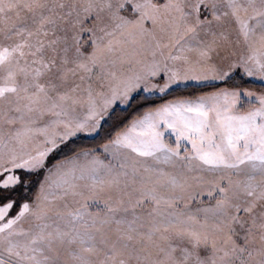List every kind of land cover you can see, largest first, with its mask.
Listing matches in <instances>:
<instances>
[{
    "label": "snow or ice",
    "instance_id": "obj_1",
    "mask_svg": "<svg viewBox=\"0 0 264 264\" xmlns=\"http://www.w3.org/2000/svg\"><path fill=\"white\" fill-rule=\"evenodd\" d=\"M0 264H264V0H0Z\"/></svg>",
    "mask_w": 264,
    "mask_h": 264
}]
</instances>
